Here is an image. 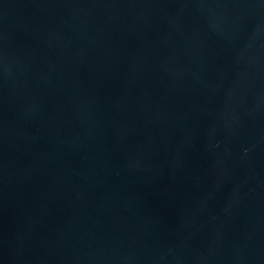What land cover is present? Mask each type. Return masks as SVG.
Wrapping results in <instances>:
<instances>
[{"label": "water", "instance_id": "95a60500", "mask_svg": "<svg viewBox=\"0 0 264 264\" xmlns=\"http://www.w3.org/2000/svg\"><path fill=\"white\" fill-rule=\"evenodd\" d=\"M0 264H264V0H0Z\"/></svg>", "mask_w": 264, "mask_h": 264}]
</instances>
